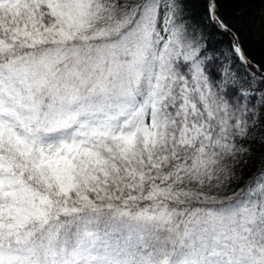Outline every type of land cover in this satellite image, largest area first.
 Segmentation results:
<instances>
[{"label":"snow or ice","instance_id":"obj_1","mask_svg":"<svg viewBox=\"0 0 264 264\" xmlns=\"http://www.w3.org/2000/svg\"><path fill=\"white\" fill-rule=\"evenodd\" d=\"M237 4L264 28V0H0V264H264Z\"/></svg>","mask_w":264,"mask_h":264},{"label":"trees","instance_id":"obj_2","mask_svg":"<svg viewBox=\"0 0 264 264\" xmlns=\"http://www.w3.org/2000/svg\"><path fill=\"white\" fill-rule=\"evenodd\" d=\"M193 14L195 18L199 19V6L196 3L191 5ZM225 15L235 16L237 12L244 11L246 17H256V22L251 23V25L245 24V31L247 33V46L252 49L257 58L261 55H264V31H253L251 28L258 22V7L255 5H245V4H237V5H229L223 9ZM213 41H215V37H212ZM264 152V149H260L257 147L256 156L257 163H259V157L261 153Z\"/></svg>","mask_w":264,"mask_h":264},{"label":"rangeland","instance_id":"obj_3","mask_svg":"<svg viewBox=\"0 0 264 264\" xmlns=\"http://www.w3.org/2000/svg\"><path fill=\"white\" fill-rule=\"evenodd\" d=\"M246 25H251V23L250 24H246ZM253 31H256V32H258V31H264V28H261L260 26H259V24H258V22L251 28Z\"/></svg>","mask_w":264,"mask_h":264}]
</instances>
